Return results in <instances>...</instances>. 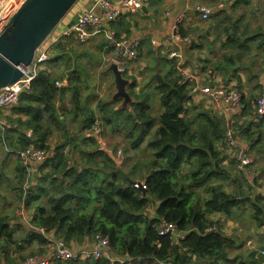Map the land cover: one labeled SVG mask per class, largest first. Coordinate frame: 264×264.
<instances>
[{
  "label": "trees",
  "instance_id": "trees-1",
  "mask_svg": "<svg viewBox=\"0 0 264 264\" xmlns=\"http://www.w3.org/2000/svg\"><path fill=\"white\" fill-rule=\"evenodd\" d=\"M178 32L186 36L180 25ZM67 44L69 41H58L50 48L47 64L53 70L38 69L30 89L21 92L10 108L12 118L9 115L7 120L11 127L16 123L17 129L0 132L12 154L29 146L48 152L44 161L33 163L36 176L32 184V173L27 180L26 168L16 160L18 199L23 197L24 206L34 212L31 229L11 226L8 218L0 215V264L45 254V240L35 228L54 231L69 247L95 234L106 236L109 253L121 259H56L50 264H128L138 259L172 264L227 261L232 241L218 223L215 230H208L211 216H232L247 204L257 224H264V196L251 195L243 188L245 176L234 172L233 160L228 165L222 162L218 146L223 144L227 126L210 109L189 101L194 84L182 80L175 66L160 68L150 78L161 108L157 117L151 113L152 95L144 90L135 92L134 85L127 87L132 100L126 108L115 109L117 100L107 103L100 98L94 108L88 106L90 94L86 96L82 89L88 75H82L79 62L74 60L72 67L67 63ZM191 47L198 46L192 41ZM56 67L59 71L53 72ZM60 79L67 84L57 86ZM67 92L72 110L64 103L57 104ZM71 112L74 117L82 115L76 131L65 128L64 116ZM96 121L103 138L123 139L119 165L85 132ZM23 128L32 130L31 137ZM239 131L245 140L256 133L248 126ZM54 135L59 140L51 148L49 139ZM119 142L114 148L118 149ZM142 152L148 155L143 164L136 161ZM139 181H144V190L133 186ZM152 202L158 203L154 214L148 215ZM161 220L175 223L176 229L185 233L179 245L171 244L168 235L158 234Z\"/></svg>",
  "mask_w": 264,
  "mask_h": 264
},
{
  "label": "crops",
  "instance_id": "crops-1",
  "mask_svg": "<svg viewBox=\"0 0 264 264\" xmlns=\"http://www.w3.org/2000/svg\"><path fill=\"white\" fill-rule=\"evenodd\" d=\"M120 2L121 0H112L113 6H118L120 9L118 19L110 23L104 22L102 26L107 30H113L118 39H138L140 42L137 59L123 61L125 71L122 72V76L128 80L125 86L126 91L128 86L134 85L135 92L143 90L149 92L152 95L150 97L151 113L157 117L161 110L158 95L153 91L152 84L149 83L151 76L156 74L158 69L168 70L170 66H175L182 80H185L183 72L191 74L194 77L192 84L195 85L196 90L191 93L189 101L196 106L201 105L210 109L227 126L223 144L218 146V150L222 152L221 156L224 157L223 164L228 165L233 160L234 172L243 173L245 176L243 188L247 189L251 195L258 193L264 196V115L258 117L255 114L256 101L264 93V0H147L135 12L121 9ZM91 3L92 0H77L71 12L53 29L49 35L50 38L58 36L61 30L68 27L76 15L90 7ZM219 3L224 5L219 6ZM197 5H205L212 9L208 18L201 17V12L196 9ZM181 14L185 16L180 28L186 32V36H190L186 42L170 39ZM98 37L102 39L101 43L96 41ZM66 38L68 39L66 40ZM93 38L96 45L99 43L98 47L103 56L113 52L104 32L92 34L85 41H79L74 35L59 36L51 47L58 41L66 43L69 41L70 44L66 45L67 49L73 43H85L93 41ZM192 41L198 46L197 48L191 47ZM172 52H174L173 55L170 54ZM49 57L50 52L48 59ZM47 63L48 61L40 69L47 68L52 71L53 69H49ZM58 71L59 67H56L53 72ZM102 73L105 74L107 80L110 79V76L113 78L112 94L109 99L106 98L107 103H113L117 100L113 98L116 91L114 76L108 68ZM59 81L62 86L67 84L65 79ZM233 86L239 89L243 97L242 102L236 106L223 100L207 99L201 93V89L204 87L218 89ZM85 87L87 88L89 85L86 83ZM127 93L129 94L128 91ZM69 98L70 93L67 92L63 101H57V104L63 105L64 103V106L68 108ZM118 99L120 101L115 109L128 107L132 100L131 98L126 106H122V98ZM244 108L249 112H243ZM11 114H13L11 110L0 109L1 133L5 128L16 127L17 129L16 123L11 127L7 120V116L11 117ZM64 120L66 129L76 131L82 120V115L74 117L71 112L64 116ZM69 121L71 124L74 122L76 124L70 127ZM75 125H77L76 128ZM241 126H248L251 131H256L250 140H245L240 135L239 128ZM23 132L29 137L32 135V130L29 128H23ZM100 133L95 132L96 138L92 137L99 143V148L105 150L101 143L106 144V138H103ZM91 134L94 135V133ZM228 135H232L237 140L239 148L251 157L249 170L242 171L236 167L235 150L227 142ZM52 137L49 139L51 148L59 140L56 137L52 140ZM99 137L100 139H98ZM112 138L114 140L115 137ZM7 147L5 141L0 138V215L6 216L11 226L21 225L22 228L31 229L29 224L34 209L24 206L23 197L18 199L16 193L18 180L15 171L18 157L15 152L14 154L8 152L10 149ZM106 149L115 156L113 148L109 149L106 146ZM114 160H117L116 156ZM35 171H32L30 184L34 183ZM28 187L31 186L28 185ZM157 203L152 202L147 207L148 215L154 214V205ZM211 217L213 223L208 230L214 226L215 230L218 223L226 237L232 241V245L227 247V261L219 264H264V224L259 225L253 219L249 205L246 204L241 212L232 216L213 214ZM35 229L38 231L39 228ZM50 233L61 238L56 236L54 231ZM173 238L171 244L179 245L178 237L173 236ZM91 242L92 239L86 238L80 243L72 242L68 247L76 251L91 246ZM118 260L121 259L112 256L111 262ZM128 264H172V262L163 263L156 260L138 259L131 260Z\"/></svg>",
  "mask_w": 264,
  "mask_h": 264
},
{
  "label": "built area",
  "instance_id": "built-area-1",
  "mask_svg": "<svg viewBox=\"0 0 264 264\" xmlns=\"http://www.w3.org/2000/svg\"><path fill=\"white\" fill-rule=\"evenodd\" d=\"M147 0H121V9L128 12H135L144 2ZM22 0H0V32L3 30L5 24L16 11ZM224 5L219 3V6ZM196 9L201 12V17L206 19L209 17L212 9L205 5H197ZM72 8L69 10L71 12ZM68 12V13H69ZM67 13V14H68ZM66 14V15H67ZM120 15V9L118 6H113L112 0H92L90 7L82 10L76 15L74 21L69 27L63 28L58 36H53L46 39V41L38 48L33 61L21 68L22 76L14 83L7 84L0 88V109L9 110L14 106L19 99V95L23 91H27L31 87V83L35 78L38 69L47 61L50 52L51 45L58 39L59 36L74 35L79 41H85L89 36L95 33L104 32L108 43L111 45L114 53L112 62L115 63L121 72L125 71L123 61H135L138 57L139 40H125L115 37L113 30H107L103 28L104 22L110 23L116 21ZM184 14H181L177 21V25L174 27V31L170 36V39L174 41H188V36H181L178 32V26L181 24ZM171 55L174 52L170 53ZM185 80L193 83L194 77L191 74L182 73ZM56 85H60V81L55 82ZM192 90L195 91L196 87L193 85ZM201 93L210 100L218 101L223 100L228 102L232 106L239 105L242 100L241 93L236 86L231 88H210L204 87L201 89ZM255 114L258 117L264 115V93L256 101ZM100 126L96 121L88 130L89 133H98ZM227 142L235 150L236 165L239 170H249L251 157L247 153L241 150L238 146V142L232 135L226 137ZM120 150L115 152L117 159L120 157ZM15 154L20 159L21 163L26 168L27 180L33 171V163H41L48 156V152L29 146L24 149L15 151ZM119 161V160H118ZM27 181H25L26 186ZM133 186L144 190L146 185L144 181L134 182ZM215 226L211 229H214ZM38 232L45 240L46 252L43 256H28L23 260L16 262L15 264H50L51 261L56 259L68 260V259H83L86 257L93 258H108L112 259L109 253V240L106 236L95 234L92 238V244L89 247H83L78 250L69 248L65 241L61 238L55 237L52 233L46 231L44 228H39ZM159 235H168L170 239L174 240L173 236H177V240L184 238V232L177 230L176 225L173 222L161 220L158 227Z\"/></svg>",
  "mask_w": 264,
  "mask_h": 264
},
{
  "label": "water",
  "instance_id": "water-1",
  "mask_svg": "<svg viewBox=\"0 0 264 264\" xmlns=\"http://www.w3.org/2000/svg\"><path fill=\"white\" fill-rule=\"evenodd\" d=\"M76 1L22 0L0 32V88L21 78V68L33 61L38 48ZM72 22L68 24V27ZM108 70L114 76L116 91L113 98H122V106H126L131 100L125 89L128 80L122 76V72L115 63H111ZM92 136L96 138L95 133ZM105 151L112 159H115L111 151L107 149ZM114 161L117 165L120 164V161ZM117 171L121 172L119 168Z\"/></svg>",
  "mask_w": 264,
  "mask_h": 264
},
{
  "label": "rangeland",
  "instance_id": "rangeland-1",
  "mask_svg": "<svg viewBox=\"0 0 264 264\" xmlns=\"http://www.w3.org/2000/svg\"><path fill=\"white\" fill-rule=\"evenodd\" d=\"M101 40L102 39L100 37H98L96 39V41H98L99 43H101ZM96 41L93 38V41H89V42H85V43H73V45H71L70 47H67L66 52H64L66 54V58L68 61L67 63H69L71 65V67L75 64L74 63V60H75V61L79 62L81 64V67L84 69L82 71V75L83 76L85 74L88 75L84 78L83 84L86 85V83H87L89 85V87L86 88L84 86V93H86V96H88L90 94L89 99L90 98L91 99L88 100L87 105L88 106L91 105L90 107H92V108L95 107V105H96L95 102H96L97 98L104 99V100H106V98L109 99L110 95L112 94L113 87H114L112 84L113 78H111V76H110V79L107 80L105 78V74L102 73L103 70L108 68L109 65L111 63H113L112 58H114V53L113 52L112 53L111 52L106 53L103 56V54L100 53V48L98 47L99 43H98V45L95 44ZM105 72H107V71H105ZM117 101H119V99H117ZM67 109H71L70 105ZM160 110H161V108H160ZM73 113L74 112H72V114ZM68 124L71 127V125L76 124V122L71 124V122L69 121ZM76 126L77 125H75V128H76ZM54 137L59 139V137L53 136L52 140L54 139ZM98 139H100V137ZM105 141H106V144L101 143L102 147H104L105 149H106V146H109L111 149L112 148L116 149L114 147H115L116 142H118V141L121 142V143L119 142V146H117L118 149L120 147L122 148V146H123V139L122 138L120 139L119 136H117V137L115 136V138L113 140V138L108 135L106 137ZM50 142H51V140H50ZM118 149H116L114 152H116ZM147 156L148 155L146 152L139 153L137 155L136 161H139L141 164H143V162L147 159L146 158ZM117 161H118V159H117ZM236 167H237V165H236ZM193 259L195 260V258H193ZM199 264H207V263L200 262Z\"/></svg>",
  "mask_w": 264,
  "mask_h": 264
}]
</instances>
